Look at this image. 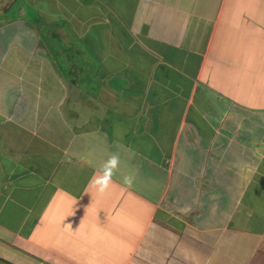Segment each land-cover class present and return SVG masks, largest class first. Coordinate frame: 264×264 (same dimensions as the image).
Masks as SVG:
<instances>
[{"label":"crops","instance_id":"0c3cea01","mask_svg":"<svg viewBox=\"0 0 264 264\" xmlns=\"http://www.w3.org/2000/svg\"><path fill=\"white\" fill-rule=\"evenodd\" d=\"M23 1L0 23V252L264 264V0Z\"/></svg>","mask_w":264,"mask_h":264},{"label":"clouds","instance_id":"9594fccd","mask_svg":"<svg viewBox=\"0 0 264 264\" xmlns=\"http://www.w3.org/2000/svg\"><path fill=\"white\" fill-rule=\"evenodd\" d=\"M119 169V157L112 155L102 165L99 174L94 175L90 180V185L95 188L96 192L100 195L106 193L111 185L112 179ZM134 180L132 174H128L122 177V182L125 185L131 186Z\"/></svg>","mask_w":264,"mask_h":264},{"label":"rangeland","instance_id":"374dc122","mask_svg":"<svg viewBox=\"0 0 264 264\" xmlns=\"http://www.w3.org/2000/svg\"><path fill=\"white\" fill-rule=\"evenodd\" d=\"M15 1V2H14ZM0 2H3V0L2 1H0ZM15 3L14 4V6L12 7V9L9 11V13L11 14V16H10V14H6L5 16H2V17H0V23L2 22V21H6V20H9V19H12L13 20V23H16L17 22V20L15 19V17H14V14H16V11L19 9V8H24V7H27V6H25V2L23 1V0H7V3L9 4V3ZM28 4V18H29V20H34L35 19V16L33 15V12H31V8H33L32 7V5L31 4H29V3H27ZM15 21V22H14ZM17 23H19V22H17ZM48 33V32H47ZM47 33H43V34H47ZM0 258H3V259H5V260H7V261H9V262H11V263H13V264H25V263H20L19 262V260H17V259H15V258H12L11 256H7V255H4L2 252H0Z\"/></svg>","mask_w":264,"mask_h":264},{"label":"water","instance_id":"95a60500","mask_svg":"<svg viewBox=\"0 0 264 264\" xmlns=\"http://www.w3.org/2000/svg\"><path fill=\"white\" fill-rule=\"evenodd\" d=\"M0 264H13V263H11V262L3 259V258H0Z\"/></svg>","mask_w":264,"mask_h":264}]
</instances>
